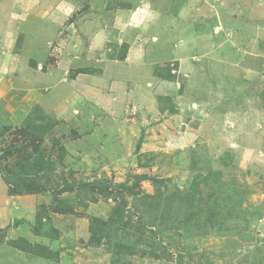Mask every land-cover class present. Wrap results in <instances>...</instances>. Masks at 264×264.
<instances>
[{
	"label": "rangeland",
	"instance_id": "rangeland-1",
	"mask_svg": "<svg viewBox=\"0 0 264 264\" xmlns=\"http://www.w3.org/2000/svg\"><path fill=\"white\" fill-rule=\"evenodd\" d=\"M86 1L0 0V9L22 31L32 16L55 7L71 10L64 25L79 20ZM153 4L164 24L156 20L149 30L164 40L155 53L150 43L143 47L148 60L153 54L157 60V84L141 98V112L152 113H141L138 165L126 167L104 148L77 143L74 131L0 90L1 172L13 188L33 185L36 193H52L54 213L65 215L62 227L86 216L91 233L88 240L66 238L53 251L28 241L40 248L29 252L17 246L26 238L14 237V226L0 228V264H41L37 258L48 264H264V0ZM2 14L5 29L8 16ZM222 39L231 44L225 51L217 44ZM48 73L51 80L57 74ZM22 103L32 106L28 122L9 124L13 111L7 107ZM98 154L104 166L94 162ZM9 196L15 195L9 190ZM59 196L68 197L66 203ZM165 201L173 206L170 214ZM46 214L41 207L36 233L50 224L49 218L41 222Z\"/></svg>",
	"mask_w": 264,
	"mask_h": 264
},
{
	"label": "crops",
	"instance_id": "crops-1",
	"mask_svg": "<svg viewBox=\"0 0 264 264\" xmlns=\"http://www.w3.org/2000/svg\"><path fill=\"white\" fill-rule=\"evenodd\" d=\"M153 1L87 0L85 10L81 9L82 14L78 15L79 20H71L67 25H64L67 12L71 10L65 7L55 11V7L49 13H41V18L32 16L33 23L27 20L21 27L22 31L19 26L11 25L12 14L3 15L0 9L2 19L8 16L9 24L5 29L0 27V90L8 92L16 105L18 98H22L26 104L39 107L41 116L52 117L58 126L74 131L77 143L88 148L98 146L96 150L104 148L112 159L127 163L124 164L126 167L138 165L137 159L141 154L136 150L139 146L141 153V113H152L151 109L141 112V98L157 84L152 79V68L155 69L157 60L151 59L154 54L151 61L148 60L149 55L143 47L150 43L153 50L149 52L152 54L157 44L163 43L160 34L153 35L149 30L156 20L159 25L164 24V20L159 21L161 17H158L160 14L157 16ZM78 3V7H82V2ZM145 8L149 11L141 20V12ZM135 20L138 21L136 24ZM184 28L189 32L185 25ZM185 35L190 37H183L187 43H192L193 36ZM21 36L26 37L25 41L20 40ZM217 44L224 51L231 45L223 39ZM224 54L216 53V56ZM48 71L53 75L57 73L52 80ZM13 106L7 107L13 111L8 123L14 126L27 123L32 106L27 108L22 103L17 110ZM191 110L195 109L191 107ZM64 145L67 148V143ZM102 156H95L94 162L97 161L98 166H104L105 158ZM81 165L91 173L95 172L91 164L85 162ZM9 188L0 172V228L14 226L10 232L15 234L14 237H24L30 243L43 242L52 251L56 248L54 245H63L66 238L69 243L77 238H90V219L84 218L86 216L70 219L72 226H61L65 215L55 214L52 193L9 196ZM59 197L66 203L68 197ZM41 207L47 213L41 222L49 218L50 224L42 225L36 233L32 225L39 219ZM51 225L56 230L47 233ZM33 250L40 251V248ZM43 259L37 258V263L48 264L46 258Z\"/></svg>",
	"mask_w": 264,
	"mask_h": 264
},
{
	"label": "trees",
	"instance_id": "trees-1",
	"mask_svg": "<svg viewBox=\"0 0 264 264\" xmlns=\"http://www.w3.org/2000/svg\"><path fill=\"white\" fill-rule=\"evenodd\" d=\"M0 172H1V170H0ZM1 174L3 175V178H4V180L7 182V184H9V186L11 187V188H13L12 187V184H10L9 182H8V179H7V176L4 174V172L2 173L1 172ZM36 187H34L33 185H31V186H26V188H23V186L22 187H18V188H13V189H10V193L11 194H13V195H25V194H33V193H36ZM188 196H189V194L187 195V198H188ZM151 198V197H150ZM149 198V199H150ZM154 199V198H153ZM189 199V198H188ZM155 200V199H154ZM171 201V200H170ZM154 202H156V203H158L159 201L158 200H156V201H154ZM152 203V202H151ZM160 203V202H159ZM165 208H166V213L167 214H170V211H174V209H173V206L168 202V201H165ZM169 212V213H168ZM174 212H172L171 214H173ZM26 241V240H25ZM25 243V245H22V246H20V245H17L16 243H14V245L16 246H19L23 251L25 250V251H29V252H34V250H33V248H31L30 247V243L29 242H24ZM37 252V251H36Z\"/></svg>",
	"mask_w": 264,
	"mask_h": 264
}]
</instances>
